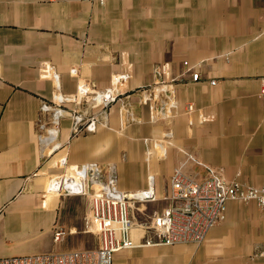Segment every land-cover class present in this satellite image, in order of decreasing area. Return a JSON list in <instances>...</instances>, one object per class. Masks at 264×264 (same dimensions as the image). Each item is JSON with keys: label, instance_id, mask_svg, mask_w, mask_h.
Wrapping results in <instances>:
<instances>
[{"label": "crops", "instance_id": "1", "mask_svg": "<svg viewBox=\"0 0 264 264\" xmlns=\"http://www.w3.org/2000/svg\"><path fill=\"white\" fill-rule=\"evenodd\" d=\"M158 66L174 79L179 105L153 120L162 102H144L141 89L153 85ZM122 71L123 94L105 112L78 95L81 82L106 88ZM263 76L264 0H0V258L86 249L66 241L82 239L69 223L84 199L47 189L63 156L68 166L116 165L123 190L146 189L153 175L166 206L179 167L197 180L206 165L264 184ZM100 112L106 122L95 131L74 130L75 114ZM167 133V157L154 149L147 159L144 139ZM60 226L68 233L56 242ZM133 237L139 245L116 253L114 264H264V209L229 201L226 219L201 244H142L158 239L149 229Z\"/></svg>", "mask_w": 264, "mask_h": 264}, {"label": "built area", "instance_id": "2", "mask_svg": "<svg viewBox=\"0 0 264 264\" xmlns=\"http://www.w3.org/2000/svg\"><path fill=\"white\" fill-rule=\"evenodd\" d=\"M187 64V62H185ZM47 74L57 82L59 89L60 75L54 65L47 63ZM157 78L153 85L141 89L144 102L159 100L160 109L153 120L170 116L179 105L176 97L175 81L166 80L157 67ZM78 75V70L73 69ZM128 72H117L112 77L109 87L98 88L94 83L83 81L79 85L78 95L102 106L104 112L123 94L124 82ZM194 80L200 78L199 72H193ZM215 84L216 81L212 80ZM260 93L264 96V76L260 79ZM58 101L70 99L62 93L56 95ZM44 111L51 105L43 104ZM186 110H196L194 102L186 103ZM62 110L54 112L55 123L62 117ZM74 130L95 131L98 124L105 123L103 113L84 118L81 114L74 115ZM148 144L147 159L155 149L160 158L167 157L168 148L174 145L170 133L163 138H145ZM58 147L55 144L53 147ZM191 158H193L190 155ZM57 165L63 167L61 173L52 175L48 180V192L60 195H88L91 200L90 213L87 216L88 230L98 235V245L94 248L79 250H62L34 255L12 256L0 258V264H114L116 253L139 245L134 237L135 229L133 206L136 202H154L158 200L154 187V176L149 175V186L142 190H123L117 185L116 165L105 166L98 162L67 165L66 157H60ZM207 176L197 180L176 168L170 180V192L166 199L169 204L162 210L153 213L151 224L142 226L158 235L157 240H147L142 244L173 245L177 243H203L210 230L227 215L229 201L244 203L255 202L264 209V184L255 185L240 179H228L223 173L206 166ZM68 231L60 226L56 229L54 239L61 242Z\"/></svg>", "mask_w": 264, "mask_h": 264}, {"label": "rangeland", "instance_id": "3", "mask_svg": "<svg viewBox=\"0 0 264 264\" xmlns=\"http://www.w3.org/2000/svg\"><path fill=\"white\" fill-rule=\"evenodd\" d=\"M74 197H80L85 201L83 203L82 210L80 211V215L78 217H74L76 220L70 222V227H74L78 232L77 236H79L81 241L77 238L72 240V237L67 243L72 247L73 245L79 246L82 248H94L98 245V235L92 231L88 230V220L87 216L90 213V197L88 195H75ZM165 200H157L154 202H145L139 201L136 202L133 206L132 213L134 215L135 221V229L137 231H142V226H147L151 224L153 213L156 210H162L166 206ZM75 216V215H74Z\"/></svg>", "mask_w": 264, "mask_h": 264}]
</instances>
